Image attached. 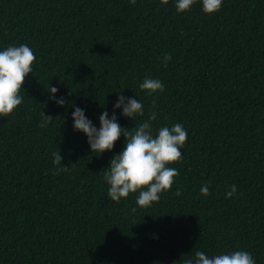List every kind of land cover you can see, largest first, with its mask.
Masks as SVG:
<instances>
[{"label": "trees", "instance_id": "1", "mask_svg": "<svg viewBox=\"0 0 264 264\" xmlns=\"http://www.w3.org/2000/svg\"><path fill=\"white\" fill-rule=\"evenodd\" d=\"M13 44L36 60L21 105L0 116V264H183L238 250L264 264V0H223L212 14L202 0L185 12L176 0H0V51ZM146 76L164 91L140 89ZM119 95L144 115L122 116ZM75 106L97 128L105 110L129 131L152 111L154 135L182 124L171 189L150 207L139 192L112 201L104 171L125 137L92 153L73 130ZM42 111L53 116L46 128Z\"/></svg>", "mask_w": 264, "mask_h": 264}, {"label": "clouds", "instance_id": "2", "mask_svg": "<svg viewBox=\"0 0 264 264\" xmlns=\"http://www.w3.org/2000/svg\"><path fill=\"white\" fill-rule=\"evenodd\" d=\"M222 2L223 0H202V10L206 14L215 13L220 10ZM161 3L167 4L168 0H161ZM194 3L195 0H176V10L189 11ZM130 4L135 5L136 0H130ZM35 60L33 50L26 44L9 45L0 51V116L7 117L21 105L23 96L20 95V90L23 88L26 76L33 72L32 65ZM170 60L171 54H165L163 57L165 67ZM139 87L149 94L164 91L162 81L148 76ZM58 91L57 87L51 86L49 99L63 107L67 101L64 97H56ZM152 107L155 109V101ZM113 108L122 109L121 115L132 120L138 115H144L142 102L124 95L118 96ZM42 117L39 126L46 128L53 116L45 115L42 111ZM156 117L157 113L152 111L148 119L129 131L128 128L120 125L115 111L109 117L108 111L105 110L99 115L100 127L97 128L85 115V109L75 106L72 112L73 130L86 135L92 153L100 155L105 151H111L121 134L125 137L123 149L110 158L109 166L104 171L103 178L109 185L107 195L112 201L119 203L121 198H127L130 193L139 192L137 205L150 207L160 200L162 192L171 189L174 177L179 176L180 173L176 168L167 165L182 160L181 149L187 140L188 132L182 124L176 123L171 127H160L154 135L152 121L156 120ZM52 156L55 165L62 164L60 151L53 152ZM66 171L68 166L64 165L53 172V175ZM210 183L209 181L201 186V195L211 194ZM229 189L226 198L233 197L237 192L235 184L230 185ZM175 195H182V191L177 189ZM131 211L135 212L136 208H132ZM183 264H256V262L248 251L238 250L214 256L196 251L194 259H185Z\"/></svg>", "mask_w": 264, "mask_h": 264}]
</instances>
